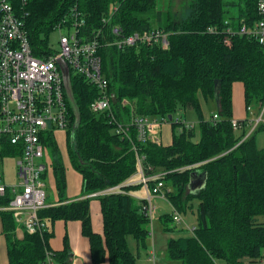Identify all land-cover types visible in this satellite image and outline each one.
<instances>
[{
  "label": "trees",
  "instance_id": "1",
  "mask_svg": "<svg viewBox=\"0 0 264 264\" xmlns=\"http://www.w3.org/2000/svg\"><path fill=\"white\" fill-rule=\"evenodd\" d=\"M15 8L27 10L26 29L33 54L46 58L52 53L49 34L55 23L72 11L83 20L87 36L102 29L103 41L112 38L111 26H121L125 34L159 28L170 32L168 48L138 44L118 48L102 44L98 49L101 73L108 89L116 96L113 106L118 118H126L129 107H120L122 98L133 104V113L167 118L179 109L190 108L198 120V139L194 128L175 130L171 119V142H139L134 130L130 139L117 133L107 113L95 114L90 103L99 95L98 88L69 68L70 91L65 94L69 114L67 146L70 164L82 176L83 195L66 201L65 165L54 136L47 133L48 147L58 204L39 211L45 222L42 233L17 235L11 212L3 209L11 199L0 195V222L8 261L5 264H70L67 237L64 247L54 250L53 224L58 221L80 222V233L89 244L91 264H136L128 236L145 245L148 221L145 200L132 196L141 183L124 184L126 193L95 196L99 201L102 230L93 229L90 194L108 186L124 183L138 170L137 154L143 156L142 172L150 178L148 187L163 180L170 190L168 202L177 210L194 214V232L167 239L164 257L178 264H246L258 260L264 250V147L255 143V130L248 132L247 119L231 124L233 84L241 82L246 109L264 103V46L245 34L225 35V31H206L209 25L237 29L251 25L260 14L258 0H190L189 12L180 19L171 11H158L156 0H10ZM113 7H116L114 10ZM232 9V12L229 11ZM103 19L107 23H103ZM230 38V44L224 42ZM102 42V41H101ZM219 81V105L214 98V84ZM212 102L218 118L205 119L201 100ZM259 126V127H258ZM240 134L237 135V131ZM73 132V138L71 134ZM206 173L203 188L190 192V173ZM194 207V208H193ZM167 215L162 218L165 222ZM262 218V219H261ZM0 264H2L0 262Z\"/></svg>",
  "mask_w": 264,
  "mask_h": 264
},
{
  "label": "built area",
  "instance_id": "2",
  "mask_svg": "<svg viewBox=\"0 0 264 264\" xmlns=\"http://www.w3.org/2000/svg\"><path fill=\"white\" fill-rule=\"evenodd\" d=\"M26 1L22 0V3L25 4ZM113 8L116 10V7ZM257 10L260 17L251 25L242 23L234 29L225 20V26L209 25L206 31L212 33L225 31V35H249L264 46V0H258ZM70 14L69 18L64 17L55 23L53 31H60L58 46H52V53L43 59L33 54L29 42L26 29L29 12L15 8L10 0H0V195L6 191L11 193V199L3 209L11 212L16 229L21 228V232L42 233L46 229L39 211L50 206L46 203V189L48 173L52 167L44 137L47 133L54 135L57 130H68L66 92L57 64L58 59H63L74 73L81 75L98 88L99 95L90 103V110L95 114L107 113L114 130L123 137L130 139L133 129L137 141L160 144L161 126L167 121V118H160L158 121L148 116L134 114L133 104L126 98H122L118 103L121 108L129 107L128 116L121 119L114 114L113 106L117 100L114 92L108 89V82L101 73L98 49L102 44L118 48L156 44L162 49H167L169 33L153 28L127 35L121 26L115 25L110 28L109 34L112 38L103 41L98 37L99 33L104 36L102 29L87 36L81 31L83 20L78 12L72 11ZM102 22L107 23L106 19ZM61 29L66 31L61 32ZM224 42L230 44V38L225 37ZM247 109L251 110V107ZM259 112L256 120L248 122L250 131L262 119L264 103ZM217 118V113H213L212 119ZM175 123L194 128L192 122L185 121L181 116L175 118ZM231 124L235 130L239 129L237 119H231ZM132 148L135 150L138 165L136 177L133 175L122 184L108 186L89 196L126 193L122 190L124 184L141 183L146 192L145 198L142 199L145 200L144 211L149 219L147 236L152 241L154 214L157 209L152 201L153 197H158L170 205V216L174 222L180 223L181 217L166 198V192L170 189L164 185L163 180H157L152 187L147 185L150 178L157 179L163 173L152 177L144 176L141 166L143 156L137 154V147L134 144ZM7 158L15 159L17 178L14 182L5 183L2 164ZM185 228L190 233L195 229L194 226L187 224ZM150 247L149 259L155 264L153 242Z\"/></svg>",
  "mask_w": 264,
  "mask_h": 264
},
{
  "label": "rangeland",
  "instance_id": "3",
  "mask_svg": "<svg viewBox=\"0 0 264 264\" xmlns=\"http://www.w3.org/2000/svg\"><path fill=\"white\" fill-rule=\"evenodd\" d=\"M227 1V0H226ZM190 0H156V9L158 11H162V12H166L168 11V9L171 11L173 18L176 19H180L182 17H185L186 14L189 12V4ZM229 11L232 12V9L229 8ZM66 29H61V32H65ZM170 33V32H168ZM60 35V31H52L49 34V41L51 46L57 47L58 46V38ZM240 87V91L239 88ZM233 103H234V107H237L238 105V109L242 110L246 116L247 119H256L257 117H259L260 112L257 111V106L254 105H250L251 110L245 112V104H244V108H243V102H242V84L241 82H235L234 83V88H233ZM206 114H210L212 112H216V107L212 102H209L207 104V108H206ZM181 116L185 119V121L187 122H192L193 123V127L195 130V137L194 139H196L198 136V120L196 117V114L193 112L192 109L190 108H186L184 109H179L175 112L174 116L172 117V121L175 122V118ZM209 117V116H208ZM208 117H206L205 119H207ZM236 118V117H235ZM150 119L152 120H158V117H150ZM260 123V125H262V128H256L255 130V143L257 145V147L259 148H263L264 147V114L262 116V119L258 122ZM258 126V127H259ZM182 128L181 124H177L175 127V130L178 131ZM250 131V128L248 130V132ZM237 135L240 134V131L238 130ZM171 135H172V129H171V121H169L167 119L166 122L162 123L161 126V132L159 134L160 140L163 144H167L170 142L171 140ZM54 139L56 141V144L58 146V148L60 149V151L63 154V158H64V162L67 163L66 166V190L64 192V198L66 199L67 197H73L74 195H79L78 198L81 197L82 194V188H81V176L80 174L74 170V168L72 167V165L70 166L67 162V146L68 144H71V141H68L67 139V131H63V130H57L54 132ZM2 169L4 171V181L5 183L7 182H14L17 178L16 176V168H15V159L12 158H7L4 159L3 164H2ZM140 189H142V186H139L137 188H133L134 192L139 191ZM47 197L48 200H51L53 198H55V196L57 195L55 193V187H54V181H53V174H52V169L51 171L48 173V177H47ZM137 197V200L145 198L146 192L143 190L141 191V193H135ZM153 203L157 206L159 205V209L156 211L155 216H159L161 218H163L165 215H167V219L165 220V222H163L162 220H157L158 223L154 224L153 221V229H154V234L156 237H158V242H159V246L162 247L163 245V240H164V245L166 247L165 244V239H168L170 237H176L178 235H189L191 234L186 228L185 225H189V226H194V214L192 212V210L187 209L186 213H182L180 211L179 215L181 217V222L180 223H176L172 220L170 214H171V207L170 205L164 201H154V198L152 199ZM90 212H91V218L95 224V226H97V224L101 223V218H100V212H99V206H98V202L96 199H91V205H90ZM194 208V207H193ZM262 219V218H261ZM147 229L149 227V225H146ZM21 230V228H20ZM20 230H18L17 232L19 233ZM128 244L130 247V250L135 254L136 256V264H138V259H137V241L136 239L129 235L128 237ZM155 239V237H154ZM149 240V236H147V238L145 239V243H147V241ZM167 242V240H166ZM139 250L140 253H143V255H145V249L146 247L144 246H139ZM154 248L157 249L156 247V243L154 241ZM151 247L150 245H148L147 251L150 250ZM144 251V252H143ZM146 251V252H147ZM142 255V256H143ZM144 257V256H143ZM174 263V262H173ZM140 264V263H139ZM219 264H226V262L224 260H219Z\"/></svg>",
  "mask_w": 264,
  "mask_h": 264
},
{
  "label": "crops",
  "instance_id": "4",
  "mask_svg": "<svg viewBox=\"0 0 264 264\" xmlns=\"http://www.w3.org/2000/svg\"><path fill=\"white\" fill-rule=\"evenodd\" d=\"M233 88H234V84H233ZM238 88H239V91H240V87H238ZM200 100H201L203 114H204L205 118L210 116V114L215 113V112H212L210 114H206L205 110L207 108V103H205L202 98H200ZM242 102H243L242 104H243V108H244V104L245 103H244V98H243V86H242ZM233 106H234V103H233ZM244 110H245V112L250 111V110L246 109V107H245ZM233 113H234V116H233L234 119H237V120L247 119L245 114H244V112L242 110L238 109V105H237V107H234ZM263 114H262V116H263ZM256 119H247V121L248 122L249 121H254ZM258 124L259 123H257L256 126ZM160 132H161V130H160ZM197 136H198V134H197ZM197 139H198V137L195 140H197ZM170 142H171V140H170ZM169 143L164 144V145H168ZM61 154H62V152H61ZM62 157H63V154H62ZM63 160H64V158H63ZM67 162L71 166L70 161L68 159V154H67ZM64 165H65V177H66V175H67L66 174L67 163L64 162ZM80 176H81V174H80ZM134 177H136V175ZM66 179H67V177H66ZM53 181H54V178H53ZM82 183L83 182H82V176H81V188H82ZM54 187H55V184H54ZM143 190H144V188L142 187V189H140L137 192L132 191V195H134L135 197H138V196H136L135 193H139L140 194L141 191H143ZM55 193H56V189H55ZM82 195H83V192H82L81 196ZM78 196L79 195H74L73 197H67L66 201L73 200L74 198H76ZM138 198H140V197H138ZM153 198H154V201L155 200L156 201H161L158 197H153ZM91 199H96V197L95 196H91ZM97 202H98V206H99V201L97 200ZM46 203L48 205L58 204L59 200H58L57 195L55 196V198H53L51 200H48V197H46ZM90 205H91V200H90ZM159 208L160 207L158 205L156 211ZM156 211H155V213H156ZM99 212H100V206H99ZM100 218H101V213H100ZM156 219L160 220V221L162 220L161 217H159V216L156 217L155 214H154V220H155L154 224L158 223V221L156 222ZM92 226H93V229L95 231H97V232H100L102 230V222L97 224V226H95V224H94V222L92 220ZM17 231H18V229H17ZM53 231H54V237H52L50 239V246L52 247V249H54V250L63 249V247H64V237L66 236L67 240H68V245H69V248H70L69 250L71 251V253H70V255H71V263L70 264H91L90 254H89V244H88L87 239L85 237H83L81 235V233H80V222L79 221L73 220V221L65 222V221H62V220H58V221H56L53 224ZM21 233H22L21 231L19 233L17 232V235L20 236ZM154 237H155V239H154ZM154 237H153L152 241L149 239L147 241V243L144 242L146 246H144V244L141 245V246L146 247V249L144 250L145 251V255H143V253H140V250H139L140 249L139 248L140 244H138V243L136 244V246H137L138 264L139 263L140 264H153L152 261L149 259V255H148L150 250L147 251V248H148V245H151L152 242L154 244V241H155L156 247H157V249L155 248V253H156V262H155V264H178L177 262L173 263V262L167 261L165 259V257H164V250H165L164 240H163L162 247H160L159 246V242H158V237H156L155 234H154ZM166 240L167 239H165V244H166ZM7 261H8V258H7V251H6V243H5V238H4L3 234H2V228H1V222H0V262L2 264H5V263H7ZM245 263L246 264H264V250H263V256L260 259H258V260H249V259H247L245 261ZM218 264H219V262H218Z\"/></svg>",
  "mask_w": 264,
  "mask_h": 264
},
{
  "label": "water",
  "instance_id": "5",
  "mask_svg": "<svg viewBox=\"0 0 264 264\" xmlns=\"http://www.w3.org/2000/svg\"><path fill=\"white\" fill-rule=\"evenodd\" d=\"M57 64L60 68L63 81H64V87L66 91V95L68 97H72L71 91H70V74H69V68L67 63L63 59H58ZM214 98L217 105H219V81H215L214 84ZM172 116H168V120H171ZM71 138H73V132L71 134ZM206 181V173H198L196 171H193L190 173V178L188 182V188L190 192H195L197 190H200L204 187Z\"/></svg>",
  "mask_w": 264,
  "mask_h": 264
},
{
  "label": "bare ground",
  "instance_id": "6",
  "mask_svg": "<svg viewBox=\"0 0 264 264\" xmlns=\"http://www.w3.org/2000/svg\"><path fill=\"white\" fill-rule=\"evenodd\" d=\"M64 89H65V87H64ZM66 92V91H65Z\"/></svg>",
  "mask_w": 264,
  "mask_h": 264
}]
</instances>
